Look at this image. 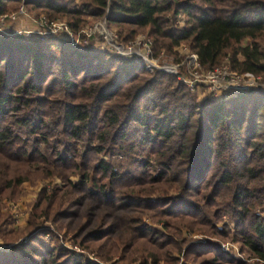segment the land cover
I'll return each mask as SVG.
<instances>
[{"label": "trees", "instance_id": "1", "mask_svg": "<svg viewBox=\"0 0 264 264\" xmlns=\"http://www.w3.org/2000/svg\"><path fill=\"white\" fill-rule=\"evenodd\" d=\"M20 3L0 0V17ZM23 5L34 20L42 14L49 22L65 20L74 34L89 20H106L123 45L145 33L154 58L185 44L204 69L228 59L233 71L264 76V0H24ZM80 40L73 45L58 36L0 34V202L4 192L25 181L9 176L14 167L78 171L80 181L69 188L80 195L62 203L76 210L70 218L87 217L77 228L84 227L83 243H99L107 258L133 251L140 241L154 247L168 238L135 221L139 208L155 212L156 222L169 220L164 228L174 235L185 228L235 241L264 262V94L198 101L175 75L148 73L136 58L83 44L84 36ZM113 156L130 158L145 171L132 175L109 159ZM165 185L175 195H153ZM63 197L43 193L36 209L44 202L46 210ZM113 211L122 212L110 215L111 223L121 216L114 223L117 238L111 237V225L104 229ZM221 216L229 224L217 228ZM33 231L30 225L23 243L0 250V264H91L61 261L64 255L45 249ZM193 246L187 256L213 254L212 264H244L213 242Z\"/></svg>", "mask_w": 264, "mask_h": 264}, {"label": "rangeland", "instance_id": "2", "mask_svg": "<svg viewBox=\"0 0 264 264\" xmlns=\"http://www.w3.org/2000/svg\"><path fill=\"white\" fill-rule=\"evenodd\" d=\"M12 8L11 11L15 10L14 12H16L18 6L12 5ZM27 14L31 20H34L33 15L28 12ZM39 16H43V14ZM57 20L65 22L63 19ZM18 21L19 19L14 22L5 21L4 28L6 32H14L12 31L14 30L12 27ZM34 21L36 23L35 29L20 28L15 31H36L39 19ZM98 22L99 21L96 23ZM184 22L185 21L182 18L180 25H183ZM88 23L90 24H86V26L90 27L96 24L95 21L92 20H89ZM108 29L113 33H116L115 28L110 29L108 27ZM140 34L146 35L145 33ZM34 36L36 37L37 35ZM248 43V41H243L242 45ZM83 44L90 45L96 49L108 50L98 35L84 41ZM178 47L173 48L172 53L162 51L163 57H161L159 64H176L180 60V57L182 59V55H179ZM222 65H229L228 59H224L219 66ZM260 77L264 80V76ZM200 96L201 97L198 98L195 94L196 100L203 101L207 99L202 95ZM208 100L214 101L213 98ZM82 147L81 144L77 145L78 151L81 153L83 152ZM136 153L135 157L139 160L144 159L143 154L138 151H136ZM99 157L103 158L102 156ZM104 158L106 159L107 157ZM109 159H111L114 164L123 165L122 168L132 175L138 176L142 171H145V169L142 170V168L138 166L136 167L130 158L124 159L121 156H113ZM15 168L16 167L10 170L9 176H15L17 178L22 177L25 178V181L4 192L1 198L0 213L2 218L0 221L2 224L0 225V247L6 246L11 248L13 245L23 243L26 240V231H28L30 225H33V232L42 242L45 249L58 250L60 255H64L61 261H65L64 259H75L77 261L88 262L91 264H212V261H214L213 254H199L193 257L192 255L187 256L185 252L188 251V249H191L193 245L213 242L214 244L219 245L224 251L233 254L234 257L241 260L244 264H259L256 261V259H258L257 257L247 249H243L240 244L235 241L221 239L216 236L209 237L201 231L191 232L185 228L180 229L178 235H174L172 231L164 228L165 224L169 223V220L167 221L166 218H162L160 222H156L159 219L155 221L152 218V216L156 214L155 212H153L151 216L149 212H144L139 208L137 209V213L139 214L135 215V221L140 219L143 224L155 228L168 238L163 237L164 241L162 242V246L160 243V245L156 244L157 246L154 247L149 246V244L144 241H140V244L142 245H139L133 251H123V253H120L115 257L107 258L106 251L97 248L99 243H83L84 227L79 231L77 228L79 225L84 224L87 217L84 218V215L81 214L78 218H70L69 216L76 214V210L74 208H69L66 201L65 204L62 203L63 199L68 198L73 201L78 197L77 195H80L75 192H73V194L70 193L71 188H69L70 183L73 185L80 181V174L78 171L71 172L68 170L67 172L53 167L45 168L42 165H34L30 168ZM43 193L46 194V197L52 194H56L57 197L58 195H64V197L61 200L56 199L52 206L46 210L44 208V202L40 208L36 209L37 201L41 198ZM175 193L176 192L172 188L165 185L160 187L158 191L153 193V195L162 197L165 194L170 197L171 195H175ZM121 213L122 212L120 211L111 212L107 219V224L104 227V229H107L111 225V231H113L112 238L120 236L118 224L114 223L118 222L121 216L112 222V224L110 222V215L114 214L117 216L121 215ZM223 223L229 224V220L225 216H221L220 221L216 222L215 225L217 228H222ZM101 224L102 223L99 222L97 226H101ZM143 243L145 244L143 245ZM178 249H181V252H178Z\"/></svg>", "mask_w": 264, "mask_h": 264}, {"label": "built area", "instance_id": "3", "mask_svg": "<svg viewBox=\"0 0 264 264\" xmlns=\"http://www.w3.org/2000/svg\"><path fill=\"white\" fill-rule=\"evenodd\" d=\"M22 3L18 6L16 12H12L0 17V34H7L4 26L5 21L14 22L23 17L28 18L26 7ZM182 17H177V23L180 25ZM36 31H15L14 34H24L26 36H58L68 40L73 45L80 44L81 36L85 41L94 36L102 39L104 46L116 55L124 58H136L144 64L148 73L156 70L173 74L177 79L198 98L212 97L213 99H227L237 97L239 94H248L251 96L264 94V80L260 76L250 73H238L230 69L229 65L217 66L212 69H204L198 62L197 55L192 53L184 44L179 45V55L182 59L176 64H159L163 53L157 58L153 57V41L144 34H139L136 38L126 44L117 42V35L108 29L106 20L99 21L93 26H84L77 34H74L70 27L62 21L55 20L49 22L45 17H40L37 22ZM7 248L1 246L0 250ZM259 264H264L260 259H256Z\"/></svg>", "mask_w": 264, "mask_h": 264}, {"label": "crops", "instance_id": "4", "mask_svg": "<svg viewBox=\"0 0 264 264\" xmlns=\"http://www.w3.org/2000/svg\"><path fill=\"white\" fill-rule=\"evenodd\" d=\"M19 22V23H18ZM17 23H15V25L12 27L15 32L16 29H35L36 26H35V21L34 20H31V19H26V18H19V21Z\"/></svg>", "mask_w": 264, "mask_h": 264}]
</instances>
